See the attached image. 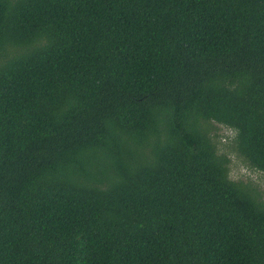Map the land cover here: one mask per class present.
Listing matches in <instances>:
<instances>
[{"label":"trees","instance_id":"1","mask_svg":"<svg viewBox=\"0 0 264 264\" xmlns=\"http://www.w3.org/2000/svg\"><path fill=\"white\" fill-rule=\"evenodd\" d=\"M0 264H264V0H0ZM1 58V56H0Z\"/></svg>","mask_w":264,"mask_h":264},{"label":"rangeland","instance_id":"2","mask_svg":"<svg viewBox=\"0 0 264 264\" xmlns=\"http://www.w3.org/2000/svg\"><path fill=\"white\" fill-rule=\"evenodd\" d=\"M16 55L13 50H7L0 54V62L6 61ZM215 129V143L217 153L225 156L228 161L229 178L233 181L250 182L261 193L264 202V174L255 171L236 154L234 150V133L232 130L220 125H213Z\"/></svg>","mask_w":264,"mask_h":264}]
</instances>
